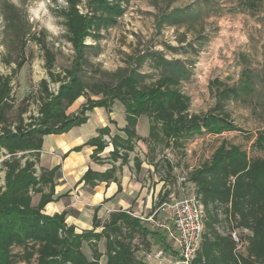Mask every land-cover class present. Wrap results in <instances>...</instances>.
Returning <instances> with one entry per match:
<instances>
[{
  "label": "trees",
  "instance_id": "obj_1",
  "mask_svg": "<svg viewBox=\"0 0 264 264\" xmlns=\"http://www.w3.org/2000/svg\"><path fill=\"white\" fill-rule=\"evenodd\" d=\"M125 1L128 0H87L85 3L65 0L58 16L62 18L64 35L73 47L74 57L63 76L53 71L56 55L46 40L36 33L31 36L44 51L50 77L40 80L42 91L37 115H30L26 120L28 105L16 106L13 96V74L24 62L14 60L13 74L0 72V154L6 156L0 161L5 170L4 183L0 178V264L30 263L33 259L36 264H149L138 256L134 239L141 235L150 252L153 241L148 236L160 240L158 232L147 228L131 211L112 212L104 223L95 215L93 228L80 233L66 223L67 210L45 214L44 207L53 200L61 173L60 166L37 167L45 135L61 134L82 125L95 107L104 106L111 111L114 105L120 104L127 122L122 128L125 136H111L114 149L110 158L128 162L137 142L144 140L148 146L147 160L158 166L155 161L158 147H181L187 139L204 130L221 134L238 129L224 111V101L238 95V87L218 92L215 110H220V114L191 113L190 96L179 88L190 77L191 69L180 58L168 59L163 52L154 50L151 67L155 72L151 74L138 67L146 59L145 53L136 55L138 64L120 66L114 71L90 60L87 51L94 47L86 43V38L98 40L103 28L116 24L117 17L124 13ZM245 2L254 6L257 0ZM82 4L86 11L81 10ZM199 10L200 6L177 9L170 17L174 24H179L197 17ZM10 23L19 43L21 31L24 33L27 28L18 21L16 13ZM245 72L246 76L250 74ZM153 74L156 79L149 81ZM50 82L59 84L56 92ZM216 82L222 84L219 80ZM244 85L241 88L245 89ZM80 97L86 101L78 110L69 111ZM141 116L149 119L146 138L137 132ZM105 134H110L109 127L99 128L98 135L88 141L95 147L92 154L95 161L103 160L99 154L109 143L104 139ZM253 145L264 150V130L257 134ZM142 161L139 155L134 156L137 170ZM165 163L171 173L174 164L168 159ZM114 173L115 168L105 172L88 169L81 180L94 186L100 181L116 180ZM188 183L194 185L204 206L202 238L191 264H264V157L250 156L240 145L223 140L210 159L187 174ZM170 193L165 190L160 194L154 209ZM35 194L40 195L37 203ZM234 230L240 232V243L231 236ZM103 238L104 253L99 248ZM163 248L166 252L170 250L169 246Z\"/></svg>",
  "mask_w": 264,
  "mask_h": 264
},
{
  "label": "rangeland",
  "instance_id": "obj_2",
  "mask_svg": "<svg viewBox=\"0 0 264 264\" xmlns=\"http://www.w3.org/2000/svg\"><path fill=\"white\" fill-rule=\"evenodd\" d=\"M86 1L83 0L84 3ZM122 4L125 10L117 17L116 24L103 28L98 40L86 38V43L94 47L87 51L92 62L114 71L120 66L138 64L136 55L145 53L147 57L138 67L151 74L155 72L151 67L154 50L163 52L168 59H182L191 69V75L180 83L179 88L190 96L191 113L220 114V110H215L218 92L238 87V95L224 101V111L237 130L221 134L204 130L187 139L181 147H158L155 160L158 166H155L154 176L158 181H165V190H170L177 197L182 195L178 172L187 175L210 159L223 140L240 145L250 156L264 157V150L253 145L257 134L264 130V0H257L254 6L245 0H128ZM64 5L65 0H0V72L13 74L16 67L14 60L24 62L13 74L12 85L16 106L28 105L24 114L26 120L30 115L38 114L42 91L40 80L50 78L44 51L31 36L36 33L46 40L56 55L53 71L61 72L62 76L74 57L73 47L64 35L62 18L58 16L59 9ZM198 6L200 10L195 18L174 24L170 17L177 9ZM80 8L87 10L85 4ZM15 13L18 21L27 28L26 32L21 31L19 43L10 23L11 19L15 20ZM7 59L12 62L7 63ZM245 71L250 74L246 76ZM155 79L156 74L148 78L149 81ZM243 85L245 89L241 88ZM57 86L58 83L50 82L52 90ZM80 100L84 103L86 98L81 97ZM148 130L149 119L141 116L137 125L138 134L146 138ZM147 150V143L138 141L131 153L132 158L135 155L147 158ZM4 158L6 156L0 154V161ZM166 159L178 166V172L169 173ZM4 175L0 162L2 183ZM154 181L152 179L151 184ZM185 186L188 187L186 183ZM33 197L36 202L39 195ZM154 211V208L148 211L145 219L141 220L147 228L158 232L161 241L151 235L148 238L153 241L152 251L162 248L164 256L161 259L147 257L150 251L139 234L134 239L138 256L149 264H182L176 254L173 235L159 225L166 222L172 230L170 222L166 221L167 216L159 213L152 220H147ZM220 216H223L221 211ZM163 246H169L170 250L166 252ZM99 248L105 252L104 238L100 240ZM85 251L89 253L87 246ZM101 261L104 263L105 257ZM17 264H36V261Z\"/></svg>",
  "mask_w": 264,
  "mask_h": 264
},
{
  "label": "crops",
  "instance_id": "obj_3",
  "mask_svg": "<svg viewBox=\"0 0 264 264\" xmlns=\"http://www.w3.org/2000/svg\"><path fill=\"white\" fill-rule=\"evenodd\" d=\"M80 98L75 101L71 111L79 109L83 103ZM126 123L122 105H114L111 111L99 106L88 112V119L82 125L61 134L44 136L38 168L61 167L53 200L44 207L45 214L54 215L67 210L66 223L80 233L93 228L95 215L104 223L112 212L118 210L131 211L141 219H145L148 211H153L159 195L166 189L165 181H158L154 176V164L140 156L143 161L137 170L131 154L133 151L130 152L128 162L122 163L121 158L113 160L110 154L114 147L110 141L99 154L102 161L92 158L95 147L88 144V141L98 135L99 128L110 129V134H105L104 139L115 134L125 136L122 128ZM77 147L79 149H75ZM111 168H115L116 180L100 181L94 186L81 180L88 169L105 172ZM152 179L156 183L154 181L151 184ZM187 186L194 188L192 183ZM39 198L40 195L35 203ZM100 230L101 227H98L97 231Z\"/></svg>",
  "mask_w": 264,
  "mask_h": 264
},
{
  "label": "built area",
  "instance_id": "obj_4",
  "mask_svg": "<svg viewBox=\"0 0 264 264\" xmlns=\"http://www.w3.org/2000/svg\"><path fill=\"white\" fill-rule=\"evenodd\" d=\"M58 86L54 90L55 92ZM106 139L110 141L109 137H106ZM173 171L178 172V166L174 165ZM178 181L182 184V195L177 197L174 193H170L168 199L162 202L147 220H152L159 213L166 215V221L170 222L172 230H170L166 222H162L159 225L167 228L168 232L173 235L177 243L176 249L181 263L191 264L202 238L204 206L200 197L195 193L194 188L185 186L187 181L186 174L178 172ZM231 236L236 242L240 243L239 230L232 231ZM153 256L157 259L163 258L164 250L161 248L147 255L149 258Z\"/></svg>",
  "mask_w": 264,
  "mask_h": 264
}]
</instances>
